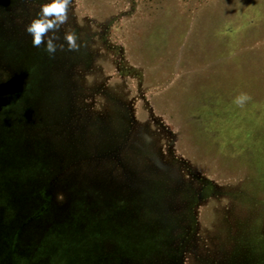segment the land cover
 Returning <instances> with one entry per match:
<instances>
[{
	"label": "rangeland",
	"instance_id": "374dc122",
	"mask_svg": "<svg viewBox=\"0 0 264 264\" xmlns=\"http://www.w3.org/2000/svg\"><path fill=\"white\" fill-rule=\"evenodd\" d=\"M42 2L0 0V264H227L264 230V0H72L54 55Z\"/></svg>",
	"mask_w": 264,
	"mask_h": 264
},
{
	"label": "clouds",
	"instance_id": "9594fccd",
	"mask_svg": "<svg viewBox=\"0 0 264 264\" xmlns=\"http://www.w3.org/2000/svg\"><path fill=\"white\" fill-rule=\"evenodd\" d=\"M72 0H43L37 15L26 25V32L32 37L34 47L45 46V51L54 55L58 48L63 50L65 44L69 50L80 48L79 36L70 26L65 30L63 43H57L60 37L57 33L62 26L68 24L69 8ZM250 97L246 93H241L234 100L239 106H243Z\"/></svg>",
	"mask_w": 264,
	"mask_h": 264
},
{
	"label": "flooded vegetation",
	"instance_id": "af4514ba",
	"mask_svg": "<svg viewBox=\"0 0 264 264\" xmlns=\"http://www.w3.org/2000/svg\"><path fill=\"white\" fill-rule=\"evenodd\" d=\"M160 26H161V22H160ZM171 29H172V26L167 25V28H165L164 33L167 34V32L170 31ZM161 34L162 33L158 30V26H157V28L155 27L153 32H152L151 38L148 39V42L149 43L152 42V44L159 45V43L163 41V40L160 41V39H158L161 36ZM161 38H162V36H161ZM164 41H165V39H164ZM117 110H118L117 112H119V120L117 119V121H116V123H118L117 124V126H118V125H122L123 123L127 122V120H128L127 119V117H128L127 112L128 111L124 108V106L123 107L121 106L120 109L118 108ZM124 112H125V114H124ZM184 195H185V193H184ZM182 196H183V194H182ZM200 196H202V195H200ZM182 199L184 200L185 203H186L185 199H188V201H189L188 196H187V198L183 197ZM190 204H191V206H190ZM190 204L187 205V208L185 207L186 209L185 208L183 209L184 211L182 212V216H180V217L175 216V218H176L175 222L177 223V225H179V228L182 229L181 235L183 236V239H185V238L188 239V237L190 235L189 233L194 234L193 227H194V222L196 223L195 218H196V208L197 207H195V206L192 207L191 202H190ZM221 227L224 228V230L222 231L224 237H227L228 234H232L230 231L227 230V228H229V227H226L224 224ZM259 227H261V226H259ZM259 227H258L257 232H254V234L255 235L257 234L260 236L253 237V234H252L251 235L252 236L251 239L253 238L252 240H250V239L247 240V238H243L241 236H238L239 240H241V241H239L238 244L236 245V249L238 252L236 254H233L232 260H234V261L232 264H240L238 261V256H253L252 262H250V264H264V236H262V233H264V230L259 231V230H261ZM167 234H169V232ZM255 256H258L257 258H260L259 256H262V258L260 260V259L255 258Z\"/></svg>",
	"mask_w": 264,
	"mask_h": 264
},
{
	"label": "trees",
	"instance_id": "16d2710c",
	"mask_svg": "<svg viewBox=\"0 0 264 264\" xmlns=\"http://www.w3.org/2000/svg\"><path fill=\"white\" fill-rule=\"evenodd\" d=\"M253 256H238V261L240 264H250L252 262ZM234 260H228L227 264H232Z\"/></svg>",
	"mask_w": 264,
	"mask_h": 264
},
{
	"label": "water",
	"instance_id": "95a60500",
	"mask_svg": "<svg viewBox=\"0 0 264 264\" xmlns=\"http://www.w3.org/2000/svg\"><path fill=\"white\" fill-rule=\"evenodd\" d=\"M37 193V192H36ZM32 197H35V192L33 191V192H28V195H25L23 198L25 199V201L26 200H28V199H30V198H32ZM20 202H22V199H20L19 200ZM32 220V219H31ZM31 227H29V229H30ZM28 229V230H29Z\"/></svg>",
	"mask_w": 264,
	"mask_h": 264
}]
</instances>
